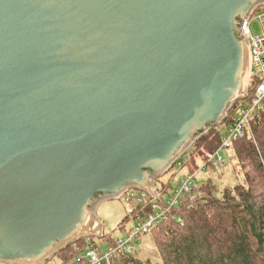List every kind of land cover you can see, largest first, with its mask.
Returning a JSON list of instances; mask_svg holds the SVG:
<instances>
[{
    "label": "water",
    "instance_id": "obj_1",
    "mask_svg": "<svg viewBox=\"0 0 264 264\" xmlns=\"http://www.w3.org/2000/svg\"><path fill=\"white\" fill-rule=\"evenodd\" d=\"M264 0H0V264L103 238L249 96Z\"/></svg>",
    "mask_w": 264,
    "mask_h": 264
},
{
    "label": "trees",
    "instance_id": "obj_2",
    "mask_svg": "<svg viewBox=\"0 0 264 264\" xmlns=\"http://www.w3.org/2000/svg\"><path fill=\"white\" fill-rule=\"evenodd\" d=\"M253 91L251 86L250 97ZM247 100L233 107L221 124L222 129L214 127L188 151L185 164L190 173L195 174L200 167L191 157L192 150L193 156L197 152L199 161L206 164L220 147L224 128L233 122L236 110ZM251 128L253 136L248 134L231 147L244 180L234 189L226 187L221 192L211 181L195 186L171 211L182 222L170 217L152 232L160 261L142 262L132 255L123 257L118 264H264V111L256 115ZM211 167L207 164V169ZM168 188L170 184L159 189L160 194L163 196ZM130 216L131 213L121 226ZM102 239L114 244L110 236ZM84 242L85 239L78 241L77 246L83 249ZM77 253L71 245L57 256L68 263L75 260Z\"/></svg>",
    "mask_w": 264,
    "mask_h": 264
},
{
    "label": "built area",
    "instance_id": "obj_3",
    "mask_svg": "<svg viewBox=\"0 0 264 264\" xmlns=\"http://www.w3.org/2000/svg\"><path fill=\"white\" fill-rule=\"evenodd\" d=\"M258 19L261 26V33L254 35L251 30L253 19ZM242 33L247 38L250 46V71H249V88L254 87V91L248 96L247 102L239 106L233 118V122L223 131L222 143L214 154L210 155L207 163L202 170H207V164L214 167H223L228 159L226 154L232 147L233 143L244 138L246 135L253 136L251 123L257 114L264 111V4L257 7L249 19L245 20L242 25ZM181 165L182 163L179 162ZM196 186L195 174H189L183 177L178 188L171 194H160L151 197L148 193L139 190H130L122 196L127 203L136 202L143 209L142 217L134 222L129 231L124 235L114 238V244L97 242L95 239H85L83 249L72 246L76 250L77 256L69 264H118L123 257L132 256L138 248V238L143 234H150L154 229L170 217L177 222L182 220L177 216H172L171 211L178 205L180 199L190 193ZM146 208L149 211L146 212Z\"/></svg>",
    "mask_w": 264,
    "mask_h": 264
},
{
    "label": "rangeland",
    "instance_id": "obj_4",
    "mask_svg": "<svg viewBox=\"0 0 264 264\" xmlns=\"http://www.w3.org/2000/svg\"><path fill=\"white\" fill-rule=\"evenodd\" d=\"M251 30L254 35H259L261 33V26L258 19H253L251 23ZM219 127H221V129L223 128L222 125H220ZM187 153L182 157V159H180L176 163V165H174L172 169H170L167 173L160 176L156 180V187L158 191L159 189H162L165 185L170 184V188L166 189L163 195H166V193L171 194L174 190L178 188V185L183 179V177L192 174L189 172V165L185 164L187 161V157L189 156V154ZM186 155L188 156L186 157ZM197 156V152H195L193 156L192 150V159L194 157L196 163H199L200 165L198 171L195 173L196 186L202 185L203 182L206 183L207 181H211L214 185L217 186L218 190L221 192L226 187L234 189L236 185H238L244 180L241 174L240 167L237 163V159L235 158V154L233 153L231 148L226 154L228 162L223 167H214L211 165V168H208L207 170L203 171L202 168L205 164L200 162ZM179 162H181L182 164L179 165ZM142 209L139 208V205L136 202H133L132 204L127 203L123 198L117 200H110L102 203L96 213L99 221L103 225V234L112 238H118L122 236V234L124 235V232L129 231L133 227L134 222H136V220L142 217ZM130 213L131 216L129 220L123 226H121V222ZM90 239H95L97 242L100 243L102 242L103 245L106 244L105 240H103L102 238ZM133 256L138 261L142 262L150 261L155 263L160 261V255L155 243V233L143 234L138 238V248L136 249ZM69 263L70 262L64 263L59 256H56L47 264Z\"/></svg>",
    "mask_w": 264,
    "mask_h": 264
}]
</instances>
